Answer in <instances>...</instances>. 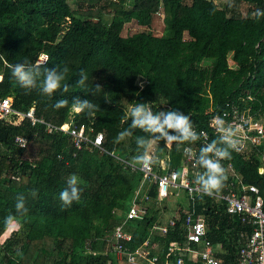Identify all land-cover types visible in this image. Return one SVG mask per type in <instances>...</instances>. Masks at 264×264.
Segmentation results:
<instances>
[{
    "label": "trees",
    "instance_id": "obj_1",
    "mask_svg": "<svg viewBox=\"0 0 264 264\" xmlns=\"http://www.w3.org/2000/svg\"><path fill=\"white\" fill-rule=\"evenodd\" d=\"M242 3L248 7L246 13L240 10ZM257 8L264 9V0H233L232 7L226 0H0V97L11 96L18 110L34 106L37 117L56 127L65 122L71 127L84 125L88 136L77 147L71 135L60 128L48 131L44 122L0 119V264H122L105 236L125 217L142 179V172L129 164L138 154L136 138L144 136L148 151L159 161L164 158L168 168H178L184 145L199 151L217 138L212 116L234 105L241 111L249 108L255 119L264 120V18H252ZM160 11L163 31L154 34L149 26ZM105 12L111 14L109 21ZM132 20L148 29L123 34L124 25ZM40 52L48 55L46 67H69L68 92L57 91L51 98L36 91L26 94L11 76L9 65L25 59L35 62ZM81 69L88 73L86 88L77 83ZM96 84L102 89L95 90ZM74 97L90 99L99 111L77 115ZM59 99H68V106L54 109ZM136 103H148L153 112L176 108L208 138L165 145L135 129L131 137L114 142L130 124L122 120ZM98 132L102 141L94 146L91 139ZM19 135L26 139L24 146L15 141ZM260 148L244 154L231 150V159L221 163L227 180L231 164L264 199ZM159 161L154 168L163 173ZM71 174L80 178L82 192L78 201L62 210L59 193ZM33 188L39 190L35 199L29 195ZM150 189L155 202V184ZM19 194L27 197L29 211L23 217L15 213ZM196 208L208 225L209 238L226 249L219 253L221 264H234L239 216L227 214L224 204L209 196L200 197ZM159 211L152 205L144 218L125 223L132 235L129 246L145 239L153 242L152 224L163 223ZM178 212L182 218L181 208ZM10 215L15 218L8 220ZM180 224L179 220L169 229L168 242L183 240ZM165 252L158 253L161 264ZM184 264L204 263L184 256Z\"/></svg>",
    "mask_w": 264,
    "mask_h": 264
},
{
    "label": "built area",
    "instance_id": "obj_2",
    "mask_svg": "<svg viewBox=\"0 0 264 264\" xmlns=\"http://www.w3.org/2000/svg\"><path fill=\"white\" fill-rule=\"evenodd\" d=\"M48 55L41 52L36 62L47 60ZM227 113L226 116L224 114ZM15 117L16 120L28 118L32 124L35 122H44L42 118L37 117L33 106L26 111L18 110L12 106V98L8 95L0 97V119ZM216 115L210 119V125L213 126V120ZM220 116L238 130L240 143L235 149L236 152L244 154L251 151L256 146H261L260 158L261 166L258 172L264 171V123L255 119L249 112L239 110L232 105L230 111H223ZM47 124L48 131L54 128H60L73 137L75 146L80 147L83 141L88 140L86 128L84 125L71 127L65 122L56 127L50 123ZM200 136L208 138L205 130L199 131ZM15 141L24 146L26 139L23 136H17ZM102 141V133L98 132L91 139L94 146H99ZM191 149L198 153L196 146L184 145L182 147L181 162L177 167L168 168L167 163L160 159L159 166L164 169L163 173L155 171L154 165L141 167L131 164V168H136L142 172V179L138 186V191L145 184H155L158 201L168 198L170 195L178 196L182 191L188 197V205L183 211L180 233L183 240H174L168 242L167 233L169 229L176 225L180 220V214L170 217L166 222L152 224L150 230L153 236V242L145 239L142 243L131 247L129 242L132 235L125 229V223L131 219H142L147 214V206L143 203L149 199L145 193L140 197L134 198L131 205L125 212L124 219L116 224L105 236L107 246L124 264H161L159 263L158 253L165 252V260L162 264H184V256L191 260L200 259L204 264H221L222 259L219 253H224L225 248L219 243H213L208 236V225L203 214L196 212V203L202 197L195 189L198 187L194 183V176L198 169L195 160L190 159L186 149ZM149 155L152 153L149 151ZM231 178L227 180L224 186L211 196L215 201L224 204L225 212L230 215H238L241 229L238 232L239 245L234 264H264V199L260 194L259 188L255 184H247L242 181L241 176L229 164ZM170 169V170H168ZM208 196V195H203ZM168 242L167 247L165 244ZM87 249V248H86ZM155 252L152 253V250ZM218 254V255H217Z\"/></svg>",
    "mask_w": 264,
    "mask_h": 264
},
{
    "label": "clouds",
    "instance_id": "obj_3",
    "mask_svg": "<svg viewBox=\"0 0 264 264\" xmlns=\"http://www.w3.org/2000/svg\"><path fill=\"white\" fill-rule=\"evenodd\" d=\"M226 3L229 7L233 6V0H226ZM214 12L215 8L211 10L210 14H214ZM252 18L256 20L264 18V9L257 8L252 14ZM46 63L47 60L32 62L25 59L9 65V68L11 76L25 90L26 94L36 91L43 97L51 98L57 91L68 92L69 85L65 83V80L70 72L69 67L64 65L62 68L58 66L48 68L45 66ZM78 75V85L81 88H86L89 78L88 73L81 69ZM100 89H102L101 85L96 84L95 90L98 91ZM92 95H94V92H92ZM71 103L77 115L82 113L92 115L94 112L99 111L98 105L90 99L74 97ZM68 104V99H59L52 107L59 110L67 107ZM226 115L227 113L224 114V116ZM129 120L130 124L128 127L118 133L114 142L119 143L131 137L135 129L151 134L153 140H163L165 145L173 143L194 144L201 139L200 134L193 126L190 116L176 108L153 112L148 103H136L129 109L127 117L122 120V124L128 123ZM213 126L218 133L216 139L206 143L199 149L198 153H194L190 148L185 150L188 157L195 160L196 167L203 170L197 171L194 176V183L198 186L195 191L200 193L201 196H211L224 186L228 176L221 161L231 159V150H235L240 143L238 130L229 124L223 116L216 115L213 120ZM136 145L138 154L132 157L134 165L148 167L158 163L159 157L156 154H148V139L144 136H138ZM258 147L261 146L259 145L255 148ZM66 185L59 193L62 210L71 207L74 201H78L82 192L80 178L76 174H71L67 178ZM38 192V189L33 188L30 190L29 195L35 199L38 197ZM26 200L27 197L24 194H19L16 197L14 206L16 216L23 217L28 213L29 209L26 206ZM14 218L12 215L7 217L8 220Z\"/></svg>",
    "mask_w": 264,
    "mask_h": 264
},
{
    "label": "crops",
    "instance_id": "obj_4",
    "mask_svg": "<svg viewBox=\"0 0 264 264\" xmlns=\"http://www.w3.org/2000/svg\"><path fill=\"white\" fill-rule=\"evenodd\" d=\"M35 62H36V60H35ZM0 76L2 78L1 74H0ZM162 159L165 161L164 158H162ZM138 186H139V184H138ZM138 186L135 188L134 192L132 193V196L130 198V201H129L130 203H129L128 207L131 205V203H132L134 198L138 199L140 197L141 193H145V194H147L149 196V199L147 201L143 202L147 206V210L149 211V209H150V207L152 205H154V207L158 206V208L160 209V211H159L160 214H163V217L161 218L162 222H166L174 214L179 215L178 209L179 208H181V210L185 209L187 207V205H188V197H187V195L185 193H183L184 196H185V202H177V201H175V197H177V196H174V195H170L168 198H165L163 200H159L158 201V198H157L158 193H156V201L154 202L153 199L150 196V191H151L150 184L149 185L145 184L144 186L141 187V189L139 191L137 189ZM156 192H157V189H156ZM180 192H182V191H180ZM180 192H179V195H180ZM164 207H165V212H163ZM196 212H197V208H196ZM197 213H199V212H197ZM180 217H181V215H180ZM180 222H182V218H180ZM115 257L117 259H119V257H117L116 255H115ZM122 263H124L123 260H122Z\"/></svg>",
    "mask_w": 264,
    "mask_h": 264
},
{
    "label": "rangeland",
    "instance_id": "obj_5",
    "mask_svg": "<svg viewBox=\"0 0 264 264\" xmlns=\"http://www.w3.org/2000/svg\"><path fill=\"white\" fill-rule=\"evenodd\" d=\"M215 1L221 2L224 0H215ZM70 4H71L72 8L77 6V3H76V5L72 4V3H70ZM161 10H162V8H161ZM240 10L242 13H246L248 11L247 5L242 3L240 5ZM104 18L106 19V21H109L111 18V14L105 12ZM162 18H163V12L162 11L153 15V19H152L151 25L149 26V30H151L154 34H161V32L163 31L164 24H163ZM146 29H148V27L141 26L136 22V20H132V21H130L124 25L122 33L123 34H130V33H133V32L139 31V30H146ZM184 38H188V35L186 33L184 35ZM262 121L264 122V120H262ZM151 144L153 145L154 142L152 141ZM152 149H153V146H152ZM150 152H151V150H150ZM175 201L185 202V196H184L183 192H180V195L175 197ZM14 226H15V228L18 227L17 225H14ZM12 228H13V226H12ZM6 234H8V233H6ZM2 238H4V237H2ZM122 264H124V263H122Z\"/></svg>",
    "mask_w": 264,
    "mask_h": 264
}]
</instances>
